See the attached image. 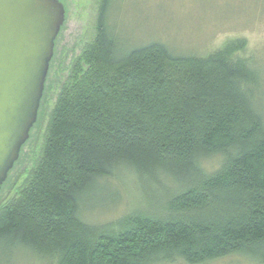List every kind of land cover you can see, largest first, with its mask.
I'll list each match as a JSON object with an SVG mask.
<instances>
[{
    "label": "trees",
    "instance_id": "16d2710c",
    "mask_svg": "<svg viewBox=\"0 0 264 264\" xmlns=\"http://www.w3.org/2000/svg\"><path fill=\"white\" fill-rule=\"evenodd\" d=\"M100 0L96 31L60 87L34 167L0 204V249L55 264H205L233 255L264 264V114L259 72L234 58L161 41L119 53ZM216 158L207 171L202 161ZM127 166L173 181L161 214L132 211L117 230L80 217L83 192Z\"/></svg>",
    "mask_w": 264,
    "mask_h": 264
},
{
    "label": "rangeland",
    "instance_id": "374dc122",
    "mask_svg": "<svg viewBox=\"0 0 264 264\" xmlns=\"http://www.w3.org/2000/svg\"><path fill=\"white\" fill-rule=\"evenodd\" d=\"M65 19L55 39L37 120L19 157L0 189V204L12 199L44 145L46 127L60 87L74 62L95 36L100 0H60ZM107 21L119 41L118 52L161 41L174 53L207 56L226 44L244 40L234 58L247 59L259 72L256 104L264 114V0H108ZM216 158L202 161L214 169ZM173 182V181H172ZM160 175L143 176L127 166L98 178L82 194L80 217L105 230H117L132 211L161 214L171 198L173 184ZM0 264H55V260L20 247L0 249ZM186 264L181 260L173 263ZM205 264H259L245 255H233Z\"/></svg>",
    "mask_w": 264,
    "mask_h": 264
},
{
    "label": "water",
    "instance_id": "95a60500",
    "mask_svg": "<svg viewBox=\"0 0 264 264\" xmlns=\"http://www.w3.org/2000/svg\"><path fill=\"white\" fill-rule=\"evenodd\" d=\"M64 19L59 0H0V189L37 120Z\"/></svg>",
    "mask_w": 264,
    "mask_h": 264
},
{
    "label": "flooded vegetation",
    "instance_id": "af4514ba",
    "mask_svg": "<svg viewBox=\"0 0 264 264\" xmlns=\"http://www.w3.org/2000/svg\"><path fill=\"white\" fill-rule=\"evenodd\" d=\"M60 1V0H59ZM61 2V1H60Z\"/></svg>",
    "mask_w": 264,
    "mask_h": 264
}]
</instances>
